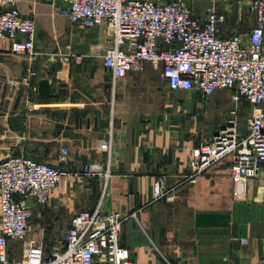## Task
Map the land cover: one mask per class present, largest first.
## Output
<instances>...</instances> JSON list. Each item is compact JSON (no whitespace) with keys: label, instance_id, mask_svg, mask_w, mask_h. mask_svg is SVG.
I'll list each match as a JSON object with an SVG mask.
<instances>
[{"label":"crops","instance_id":"obj_1","mask_svg":"<svg viewBox=\"0 0 264 264\" xmlns=\"http://www.w3.org/2000/svg\"><path fill=\"white\" fill-rule=\"evenodd\" d=\"M202 1L191 5L204 18L211 2ZM64 4L0 0V12L17 7L37 25L34 59L13 54L11 41L0 38V162L23 154L71 171L96 163L111 177L64 178L50 203L35 208L29 238H41L44 228L48 242L77 212L102 203L107 211L137 213L122 234L137 264H257L264 258V167L239 198L231 158L196 182L185 180L193 149L209 141V128L217 130L204 123L206 112L199 114L214 94L174 92L150 63L115 81L104 63L113 30L74 24L61 13ZM229 6L227 0L223 8ZM231 13L224 36L236 29L228 27ZM30 69L37 76L26 86ZM43 80L52 86L46 97L39 92ZM64 147L68 164L60 161ZM164 174L174 202L154 201V184ZM21 255V245L12 244L10 257Z\"/></svg>","mask_w":264,"mask_h":264},{"label":"built area","instance_id":"obj_2","mask_svg":"<svg viewBox=\"0 0 264 264\" xmlns=\"http://www.w3.org/2000/svg\"><path fill=\"white\" fill-rule=\"evenodd\" d=\"M14 2V0H9ZM192 0H64L60 8L74 24L86 28L108 26L114 32L104 55L114 80L141 70L150 63L174 92H199L203 98L221 90L234 92L239 102L252 105L247 131H239L236 118L221 125L212 138L192 151L190 173L197 178L231 158L237 198L249 180L264 167V0H248L254 26L222 34L231 8L227 0H210L206 16H197ZM37 25L17 7L0 12V38L11 41V52L34 59ZM37 72L30 69L24 84L31 86ZM62 164L69 162V149L61 150ZM69 176L85 180L106 179L111 171L101 164H86L71 171L40 162L26 155H13L0 162V264H137L122 246L125 222L137 213L124 215L104 210L77 212L60 247H47L45 230L30 239L35 208L50 203L61 181ZM170 177L161 175L154 184V201L174 202ZM21 245L22 257L12 259V244ZM257 264H264L262 258Z\"/></svg>","mask_w":264,"mask_h":264},{"label":"rangeland","instance_id":"obj_3","mask_svg":"<svg viewBox=\"0 0 264 264\" xmlns=\"http://www.w3.org/2000/svg\"><path fill=\"white\" fill-rule=\"evenodd\" d=\"M209 0L202 1L204 4L208 5ZM230 3V8L232 13L229 17L228 27L229 28H239L240 30H249L250 24L252 23V15L249 10L248 0H228ZM234 92L229 90H221L214 94L213 97H209L208 101L204 102V107L199 111V114L205 116L204 123L212 122V125H217V129L228 123L232 118L237 119L238 128L241 133L247 131V124L250 116L252 115L253 109L250 102L246 99H242L236 102L234 99ZM213 98V99H212ZM215 122V123H214ZM209 124V123H208ZM208 136L209 140L212 138V129L209 128ZM207 131V130H206ZM68 227L60 232L59 236H54L53 239H49L47 242V247L53 249L60 247Z\"/></svg>","mask_w":264,"mask_h":264},{"label":"water","instance_id":"obj_4","mask_svg":"<svg viewBox=\"0 0 264 264\" xmlns=\"http://www.w3.org/2000/svg\"><path fill=\"white\" fill-rule=\"evenodd\" d=\"M51 91H52V86L49 80H43L40 84V89H39L40 96L41 97L49 96L51 94Z\"/></svg>","mask_w":264,"mask_h":264}]
</instances>
